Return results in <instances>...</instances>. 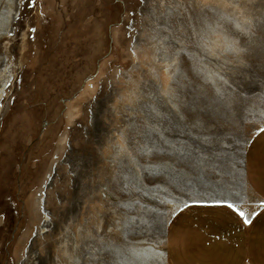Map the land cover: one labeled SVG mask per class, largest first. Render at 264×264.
Segmentation results:
<instances>
[{"label":"rangeland","instance_id":"1","mask_svg":"<svg viewBox=\"0 0 264 264\" xmlns=\"http://www.w3.org/2000/svg\"><path fill=\"white\" fill-rule=\"evenodd\" d=\"M262 127L264 0H0V264H169Z\"/></svg>","mask_w":264,"mask_h":264},{"label":"crops","instance_id":"2","mask_svg":"<svg viewBox=\"0 0 264 264\" xmlns=\"http://www.w3.org/2000/svg\"><path fill=\"white\" fill-rule=\"evenodd\" d=\"M247 185L261 202L245 223L234 208L198 202L171 220L165 239L169 264H264V127L251 138L244 156Z\"/></svg>","mask_w":264,"mask_h":264},{"label":"bare ground","instance_id":"3","mask_svg":"<svg viewBox=\"0 0 264 264\" xmlns=\"http://www.w3.org/2000/svg\"><path fill=\"white\" fill-rule=\"evenodd\" d=\"M75 115V113H72V111L69 112V116L70 118L73 117ZM72 120V119H71ZM64 140V138L61 140V142ZM37 203V199L34 200L32 205H35Z\"/></svg>","mask_w":264,"mask_h":264},{"label":"snow or ice","instance_id":"4","mask_svg":"<svg viewBox=\"0 0 264 264\" xmlns=\"http://www.w3.org/2000/svg\"><path fill=\"white\" fill-rule=\"evenodd\" d=\"M228 207H230V208H231V207H232V205H228ZM239 215L243 217V216H244V213H243V212H239ZM250 222H251L250 220H248V219H245V223H246V224H247V223H250Z\"/></svg>","mask_w":264,"mask_h":264}]
</instances>
